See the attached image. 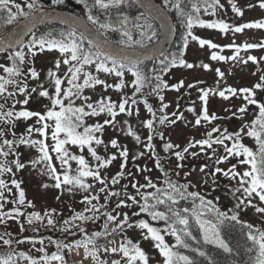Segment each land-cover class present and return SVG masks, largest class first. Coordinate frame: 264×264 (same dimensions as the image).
Returning a JSON list of instances; mask_svg holds the SVG:
<instances>
[{
	"label": "snow or ice",
	"instance_id": "1",
	"mask_svg": "<svg viewBox=\"0 0 264 264\" xmlns=\"http://www.w3.org/2000/svg\"><path fill=\"white\" fill-rule=\"evenodd\" d=\"M48 2L59 5L63 0H24L23 4L16 0H0V27L16 26L6 35L0 34V53H7L5 60L10 62L0 63L3 72L0 74V100L4 101L0 103V123L6 126L0 128V157L3 158L0 159V174L9 173L13 177L11 186L0 179V225L5 226V231L0 233V241L7 247L6 251L0 252V264H21V261L28 264H67L65 251H75L80 256L81 249L83 254L78 264H150V259L154 258L141 247L139 241L127 235L128 230L133 229L139 230L142 239L150 240L157 250L160 259L154 260V264H264V228L240 218V213L249 207L264 215V207L253 203L258 200L259 204H264V98L257 99V90L264 91V69L259 68L264 63V56L258 58L248 54L252 49H264V38L258 42L245 40L240 44L233 39L230 44L220 45L212 38L201 37L193 31L196 27L215 29L235 38L238 34L244 35L246 30H264V18L239 24L235 22L244 17L245 8L264 10V0H255L245 6H238L236 0H228L234 14L232 23L225 18H202L201 13L216 16L224 8L221 0H161V3L155 0H76L86 10V18L69 14L63 18V23L68 25L66 29L38 32L39 23L58 15L55 8L46 10ZM132 8L137 12L134 16L130 15ZM169 13L174 18L178 17L185 29L182 47L178 52L167 55L161 51L157 58L156 52L160 51L158 45L150 49L149 44L160 38L167 40L176 31V25L169 22ZM133 30L139 39L134 38ZM112 34L120 38L113 41ZM27 35H31V39L25 43L23 38ZM190 41L196 42L200 49L207 47L211 61L230 62L232 67L246 66L249 62L257 65V71L262 73L259 82L251 88H221V81L226 76L224 71L218 67L213 69L204 62L189 63L183 58ZM225 48L232 54H220ZM129 49L130 52L127 51ZM53 50L60 54L59 58L55 59L53 68H49L41 80V73L34 66L35 57ZM242 52L246 55H241ZM145 58L153 61L150 69L143 63ZM62 64L67 67L63 74H59ZM175 67H201L214 71L219 77L215 88L198 87L203 81L186 86L187 89L195 88L201 101L199 112L194 106L186 109L193 114L192 121L179 111V104L176 111L166 112L170 105L164 102L163 91L180 92L185 88L183 80L169 85L163 79ZM126 73L133 78L129 82L125 80ZM109 76L118 82L109 83L106 79ZM30 81H35V86H31ZM46 83L49 87H45ZM129 85L131 95L124 91ZM97 86H102V91L93 100ZM146 87L151 88L147 94L144 93ZM86 89L91 90V94L86 95ZM109 89L120 93V98L113 100L106 95ZM34 95L38 100L48 101L42 105V111L26 107ZM137 95H155L158 98L157 109L147 98L143 100L150 118H141ZM21 96L23 99H19ZM211 96H218L224 101L236 97L242 100V104L238 107L233 105L234 110L225 108L224 111L230 115L221 116L209 112ZM9 102L11 106L7 107ZM17 105L21 107L17 109ZM249 106L254 108L250 111ZM121 116L123 118L118 120L117 117ZM247 116H252V119L246 120ZM133 117L138 121L135 126L128 119ZM233 117L242 121L236 131L216 123ZM92 118L97 119L93 121ZM28 121L32 123L26 124L22 133L14 131L18 122ZM178 121L190 123L193 128L204 127L206 131L202 138H193L181 147L170 137L166 138L165 132L157 127V123L161 126L176 125ZM107 129L118 131L142 149L146 148L147 153L141 150L132 158L149 156L154 161V167L162 173L163 180L153 182L150 176L145 175L141 183L136 179V172H126L130 149L121 144L118 137L106 140L104 134ZM142 130H146V140L142 139ZM9 134L11 138H7ZM34 135L39 138H33ZM157 138L162 142L163 155L156 151L154 141ZM246 139L252 140L255 147L245 143ZM21 146L34 149L38 155L22 161ZM73 147L78 149L79 154L72 151ZM194 148L199 151H191ZM200 154L210 160L215 158L212 170L208 171V164L199 168L204 177H212L213 184H216L217 174L230 182L235 181L231 186V195L235 200L232 207L222 210L219 197L208 199L201 192L190 190L200 183L189 179L196 171L195 167L184 174V183L173 180L165 168V162L171 163L174 157L176 163L172 171L179 177L177 169L185 167L183 162L188 156L197 157ZM10 156L11 160L8 159ZM117 159H120L119 171L113 174L111 166ZM231 160L236 162L227 169L219 167ZM72 162H75V167ZM29 165L54 182L52 185L43 183L42 188L51 186L62 193L67 192L70 198L82 194L79 203L84 206L83 209L76 211L70 207L67 218H63V213L56 208L37 210L35 203L27 199L21 187L22 181L14 178L13 169L19 171ZM238 166L243 167L238 170ZM137 171L144 173L152 169L137 165ZM125 179L128 183L122 184ZM202 182L207 184L208 180L204 178ZM129 186L133 191H129ZM13 188L17 190L15 193ZM9 196L12 198L9 199ZM101 196L104 203H100ZM56 199L60 200V196ZM182 202L190 203L185 206ZM7 204L13 206L5 210ZM133 207L138 210L131 211ZM122 208H128L131 215L129 212L113 215L114 211ZM101 209L106 211L101 213ZM142 213L148 219L140 218ZM101 215L105 217L103 231H90L85 227ZM9 221L15 222L21 232L31 229L32 233L41 235L18 239L10 231ZM110 222L115 224L111 231ZM237 225L243 244L237 242L233 245L230 237ZM42 229L59 231L66 238L79 234V238L66 242V239L48 237L46 244ZM117 234L121 236L119 243L115 239H107ZM166 236L172 237L174 243H169ZM101 238L107 243H98ZM25 243L35 249L38 258L17 251ZM48 245H54L56 251L49 253ZM101 253L109 258H102ZM112 254L118 258H111ZM237 256H246L247 259L238 261ZM218 257H223V261Z\"/></svg>",
	"mask_w": 264,
	"mask_h": 264
},
{
	"label": "rangeland",
	"instance_id": "2",
	"mask_svg": "<svg viewBox=\"0 0 264 264\" xmlns=\"http://www.w3.org/2000/svg\"><path fill=\"white\" fill-rule=\"evenodd\" d=\"M16 2L23 4L24 0H16ZM238 6H245L249 2H255V0H236ZM221 3L224 5V8L221 9L219 15L216 16V19L225 18L229 23H232L234 14L231 11V7L228 4V0H222ZM264 18V10L260 9H247L245 8V15L242 18L236 19V23H242L247 22L251 20L261 19ZM194 33L196 35H199L201 37H209L212 38L213 42L218 43L220 45H227L232 43L233 39H235V42L237 44L242 43L243 41L247 40L248 42H258L260 39L264 38V30H246L244 35H237L235 38L232 37L231 34H222L218 30H209V29H200L197 28L194 30ZM220 54L223 55H231L232 51L229 49H224ZM251 55H255L258 58L261 56H264V49H252L249 50V53ZM58 52L53 53H42L37 56L35 59V67L38 71L41 73V80L44 79L45 73L49 68H53L55 59L59 58ZM241 55H246L244 52L241 53ZM210 56V50L205 47L204 49H200L198 44L194 41L189 42V46L187 48V61L189 63L193 64H199L200 62L208 63L211 65L213 69L220 68L222 71L226 73L225 79L221 81L220 87H226V86H232L234 88H243V87H253V85L257 82H259V77L262 74L260 71H257V65L252 64L249 62L248 65H240L238 67H232V64L230 62H217V61H211L209 59ZM65 65H61L60 73L63 74V72L66 70ZM259 68L264 69V63H261L259 65ZM231 74H228V73ZM255 73V75H253ZM0 74H3L2 70H0ZM102 78H104L103 74H101ZM109 83H116V81L113 77H107L106 78ZM133 78L130 74L126 73L125 80L126 82L131 81ZM219 79V77L216 75L214 71H206L201 67H194L192 69H188L185 67H179L172 72H170L167 76V82L169 85L175 84L179 82L180 80L184 81L185 88H182L180 92H176L174 90H164L163 95L165 97V103H168L170 107L166 109L167 113H171L173 111L177 110V104H179V111L184 112L185 117L188 121L194 120L193 114L186 111V109L190 106H194L197 110V112L200 111L201 107V101L198 99V92L195 88L193 89H187L188 84L196 83L197 81H203L204 83L198 84V87H216V81ZM31 86H35V81H30ZM45 87H49V85L46 83ZM52 91V89H49ZM102 91V86H97V89L95 90L96 94L92 95V99L96 100L98 98V95ZM127 92L128 95L132 94L131 86L129 85L128 88L124 90ZM85 94H91V90L86 89ZM106 95H110L113 100H118L120 98V93H117L113 89H109ZM262 91L257 90V99H259V96H261ZM145 97V96H144ZM19 99H23V97H19ZM3 100H0V103ZM192 101H195V104H192ZM47 100H38L35 95L33 96V99L30 100L29 104L26 106L28 109L35 110V111H42V105L47 104ZM79 104L80 102L77 101ZM157 105V103H154ZM242 104L241 99H237L236 97H232L228 101H224L218 96H211L209 98V112H215L218 115L225 116L230 115L229 113H226L224 111L225 108H233V105L240 106ZM11 106V102L7 105V107ZM17 109H19L21 106L17 105ZM159 107V102L158 106ZM254 108V106H249V110L251 111ZM234 110V108H233ZM140 116L141 118H150V116L143 110L141 107L140 109ZM123 116L117 117L118 120H121ZM130 123H133L135 126L138 124V121L133 118H128ZM246 120H251L252 116L245 117ZM96 119H93V121ZM32 121L28 122H18V127L14 129V131L17 132V134H20L24 131L26 124H30ZM216 123L222 124L224 127H227L230 131H236L239 129L242 121L237 120L236 118H230L227 120H221L217 121ZM6 126L3 123H0V128H5ZM157 127L160 128L165 132V136L170 137L171 141L176 144H180L181 147H184L187 145L188 141L195 139L202 138L204 132L206 129L204 127L200 128H193L192 124H186L184 122L178 121L176 125H164L161 126L157 124ZM210 128V126H209ZM119 138L120 143L127 145V147L130 149V158L128 161V167L125 170L136 172V179L139 180L141 183L144 182L143 177L145 175L150 176L153 182L159 183L162 181V174L154 167V161L153 159H150L149 156L140 157L139 159H133L132 156L134 153H137L138 151H145L146 153L148 150L146 148H141L139 145L135 144V141L132 140L130 137H125L122 133H119L118 131H113L111 129H107L104 138L108 140L109 138ZM146 137V130H142V139L145 140ZM7 138H11V135ZM33 138H39L37 135H34ZM50 142V141H49ZM157 144L158 150L162 151V142L159 141L157 138L155 140ZM245 143H247L249 146L255 147L254 143L250 139H246ZM19 151L23 153L21 156V160L26 162L30 157L35 158L38 154L35 152L34 149H27L21 146L19 148ZM72 151L76 154H79L78 149L75 147L72 148ZM86 151V150H85ZM110 151H112L110 149ZM191 151H199L198 148H194ZM85 154V153H84ZM87 157V154H85ZM1 158V157H0ZM3 159V158H2ZM9 160L12 159V157H8ZM214 159H209L208 156L204 154H200L197 157H191L188 156V158L183 162L185 164V167L183 169H177V171L180 172V176L176 177L175 173L172 171V168H174V165L176 163L175 158L173 157L171 159V163L165 162V168L168 170L171 174L172 179L181 178L182 182L184 183V174L188 172L191 168L195 167L196 171L192 173V176L189 177V179L193 180V182L200 181V183L197 184L194 190H197L201 193H204L210 198L219 197V206L222 207L224 210L227 208L232 207V205L235 203V200L233 196L231 195V186L235 184V181L230 182L227 178L223 177L221 174H217V181L216 184H213L212 177H204L203 173L199 172V168L201 165L208 164L209 168L208 171L212 170L214 167ZM58 163V161H55ZM235 160H231L229 162L220 164L219 167L227 169L231 163H235ZM73 167H75V162H72ZM119 165H120V159H117V161L113 162V165L111 166V172L114 174L115 172L119 171ZM137 165L139 167H147L152 169L151 172H144L140 173L137 171ZM39 167V166H38ZM243 166H238V170H240ZM15 172V178L19 181H22L21 187L24 189L26 197L28 200H32L37 210H42L44 208H59L64 207L67 204H72L73 207H76L78 211H81L83 209V205L79 203L82 194L75 195L74 198H70L69 194L67 192L62 193L61 190L55 189L53 187H49L47 189H44L41 187L43 183H47L49 185H52L54 182L46 175H40L38 170L33 169L31 165L26 167V170L24 171L27 178H24L23 173L21 170L17 171L16 169H13ZM2 179L6 181L7 174L1 175ZM10 177V174H9ZM206 178L208 180L207 184H204L202 180ZM131 179V177H129ZM10 178H7V182L10 184ZM126 183H128V180L125 179ZM17 190L13 188V193H15ZM129 191H133L129 186ZM7 195V194H6ZM60 196V200H57L56 197ZM11 197V196H10ZM103 196H101L100 203H104L102 200ZM253 203H257L259 206L264 207V204H259L258 200H254ZM7 207V205H6ZM58 212H60L57 209ZM122 212V210L117 211L115 215H119ZM88 215V213H85ZM122 218V217H121ZM241 220L253 223L255 226L264 228V215L256 213L254 209L251 207L247 208L246 211H243L240 213ZM135 219V218H134ZM78 223V222H77ZM80 223V222H79ZM92 223L89 221L87 224ZM115 226L114 223L110 224L109 231ZM127 234L134 239L135 241H139L141 247L150 255V257H153L154 260H159L160 257L158 255L157 250H155L152 246V242L145 241L141 237V233L139 230L133 229L128 230ZM110 237V236H109ZM121 236L118 234L115 240L117 243L119 242V238ZM103 239V238H102ZM165 239L169 243H173V238L166 236ZM113 245H109L111 247ZM81 252L83 253V250L81 249ZM80 252V253H81ZM82 253L80 257H82ZM74 261L77 262V257H79L76 252H72ZM102 258H109L105 256L103 253H101ZM111 258H118L114 254H112ZM154 260L150 259V264H154ZM28 264V262H26ZM87 264V262H86Z\"/></svg>",
	"mask_w": 264,
	"mask_h": 264
},
{
	"label": "trees",
	"instance_id": "3",
	"mask_svg": "<svg viewBox=\"0 0 264 264\" xmlns=\"http://www.w3.org/2000/svg\"><path fill=\"white\" fill-rule=\"evenodd\" d=\"M157 3H161V0H155ZM41 2H46V0H41ZM53 8H55V10H58V11H65V12H69V13H72V14H77V15H83V16H85V18H86V10L83 8V5H79V4H77V2H76V0H63V3L62 4H59V5H57V4H54V3H51V2H48L47 3V8L46 9H53ZM130 11V15H136L137 14V12H136V9L135 8H132V9H130L129 10ZM220 11L221 10H219V12L217 13V15H219V13H220ZM170 15H171V18H172V23L174 24V25H176V31H175V33L173 34V38H172V41H171V43H170V45H169V47L167 48V50L165 51V52H163L165 55H167L168 53H174V52H178L180 49H181V47H182V43H183V35H184V33H185V29H184V27L179 23V18L178 17H176V18H174V16H173V14L172 13H169ZM201 15H202V18L203 19H206V20H212V19H216V16H208V15H205V14H203V13H201ZM15 27V25H7V26H3V27H0V34H7L8 32H10L13 28ZM68 26L66 25H64V24H60V23H56V22H48V23H43V24H41V25H39V26H37V31L38 32H44V31H48V30H50V29H54V30H56L57 32L58 31H60V30H62V29H66ZM197 28H199V27H196V28H194L193 29V31L195 30V29H197ZM201 29V28H200ZM133 32H134V38H136V39H139V36H138V34L135 32V30H133ZM120 37L118 36V35H116V34H112V36H111V39L113 40V41H115V40H117V39H119ZM31 39V35H28L27 36V39H25L26 41H25V43H27L29 40ZM158 41H152L150 44H149V47L150 46H153L154 44H156ZM85 44H86V46H87V41H85ZM116 47H122V46H116ZM11 51V50H10ZM25 51H27L26 49H25ZM48 52H50V53H53V52H57V51H55V50H53V51H45V52H43V53H48ZM42 54V53H41ZM6 55H7V53H0V63H10V62H7L6 60H5V57H6ZM39 55V54H38ZM37 55V56H38ZM185 55H186V51H185V53H184V56H183V58L185 59ZM37 56L35 57V59L37 58ZM160 56V55H159ZM159 56H157V58L159 57ZM143 63H144V65H146L149 69L153 66V61H150V60H143ZM163 79L165 80L166 79V76H164L163 77ZM151 91V88L150 87H146L145 89H144V93L145 94H147V93H149ZM145 96V97H144ZM156 96L155 95H137V99L139 100V99H141V98H148V100L150 101L151 99H153V100H151L149 103L150 104H152V102L153 101H155V103H157L156 102V98H155ZM155 98V99H154ZM261 98H264V91H262V94H261V96H259V99H261ZM155 106H157V105H155ZM155 106H153V108L155 109L156 107ZM156 151L158 152V153H160V154H162V151L161 150H158V148H157V145H156ZM163 155V154H162ZM0 159H2V157L0 158ZM26 170V168L25 169H23V170H21L22 171V173H23V177L24 178H27L26 177V175L27 174H25L24 173V171ZM159 171V170H158ZM160 172V171H159ZM161 173V172H160ZM7 174V176H6V182H7V178H10V180L13 178L12 177V174H10V177H9V173H6ZM162 174V173H161ZM1 175H3V174H0V179H2V176ZM177 177V176H176ZM15 178V177H14ZM16 179V178H15ZM162 180H163V175H162V178H161ZM173 180H179V182L180 183H183L182 182V179L181 178H176V179H173ZM23 183V182H22ZM121 183L122 184H126V181H124V180H122L121 181ZM99 186L97 185V188H98ZM119 186H117V188H118ZM190 190H192V191H197V190H194L193 188L192 189H190ZM7 194V193H6ZM202 194H204V193H202ZM205 195V194H204ZM206 197L208 198V199H212V198H210V197H208L207 195H206ZM12 197H10L9 196V199H11ZM113 199H115V198H113ZM102 200H103V198H102ZM104 201V200H103ZM95 203V202H94ZM182 203H184L185 204V206H187V204L188 203H190V202H182ZM13 205L12 204H7V207L5 208V210H7V209H10L11 207H12ZM70 207H73L72 206V204H67L66 206H64V207H59V208H57L60 212H62L63 213V218H67L69 215H70V213H69V208ZM50 208V207H49ZM75 208V210L76 211H78L77 210V208L76 207H74ZM221 209L222 210H224L222 207H221ZM120 210H122V212H129V209L128 208H122V209H120ZM120 210H118V211H120ZM138 209L137 208H135V207H133L132 208V210L131 211H137ZM29 211H31V209H29ZM101 211V213H103V212H105L106 211V209H101L100 210ZM117 211H114L113 212V215H115V213H116ZM129 214L131 215V212H129ZM88 215H90V213H88ZM98 215H100V214H98ZM140 218H145V219H148V217L145 215V214H141V217ZM104 219H105V217L104 216H100V218L99 219H97L94 223L92 222V223H90V224H85V227L87 228V229H89L90 231H103V225H104ZM78 223H79V221H77ZM154 223V222H153ZM9 224L11 225V228H10V231L13 233V235L14 236H16V238H18V239H25V238H30V237H33V236H37V237H39L41 234H36V233H32V231H31V229H29L27 232H21L20 231V229H19V227L15 224V222H13V221H9ZM5 231V226L4 225H0V233H3ZM118 235V234H117ZM117 235H115L114 237L113 236H110V237H108L107 239L108 240H111V239H115V237H117ZM128 235V234H127ZM129 236V235H128ZM48 237H51L53 240H59V239H66V242H68V241H74L75 239H78L79 238V234L77 235V236H68L67 238L63 235V234H61L59 231H55V230H52V229H48V230H43L42 229V238H44L45 239V243L47 244V239H48ZM130 237V236H129ZM7 238V237H6ZM131 238V237H130ZM231 241H232V244L233 245H236L237 244V242H239V243H241V244H243V240H242V236H241V232H240V228H239V225H237L236 226V228L235 229H233L232 230V232H231ZM120 239H121V237L119 238V241H120ZM134 240V239H133ZM135 241V240H134ZM98 243H100V244H106L107 243V240H105L104 238L102 239H100L99 241H98ZM119 243V242H118ZM173 243H174V240H173ZM14 247H15V245H14ZM37 247H39V245H37ZM143 248V247H142ZM7 250V247L6 246H4L3 244H2V241H0V252H4V251H6ZM47 250H48V252L49 253H51V252H54V251H56V249H55V246L54 245H48V248H47ZM17 251H23V252H26V253H28L29 255H32V256H35V257H37L38 258V256H39V254L35 251V249L34 248H32L31 247V245L30 244H27V243H25V244H23V245H20L18 248H17ZM72 252L71 253H69V252H67V251H65V258H66V261H67V264H78V262H74V260H73V258H72ZM219 259H221V261H223V257H218ZM247 259V257L246 256H244V257H241V256H237L236 257V260H238V261H240V260H246ZM21 264H23V261H21Z\"/></svg>",
	"mask_w": 264,
	"mask_h": 264
},
{
	"label": "water",
	"instance_id": "4",
	"mask_svg": "<svg viewBox=\"0 0 264 264\" xmlns=\"http://www.w3.org/2000/svg\"><path fill=\"white\" fill-rule=\"evenodd\" d=\"M56 12H57V11H56ZM57 13H58V15L48 17V18H46L42 23H46V22H58V23H63V18L69 15V13H62V12H57ZM169 22H170V23L172 22L170 16H169ZM42 23H39V24H42ZM39 24H38V25H39ZM63 24H64V23H63ZM65 25H66V24H65ZM25 38H26V36H24L23 39L25 40ZM90 38H91V37H90ZM171 39H172V35L169 36L167 40L161 38L160 43L157 44L158 47H159V49H160V51H157L156 54H160L161 51H164V50L168 47V45H169ZM152 48H153V47H152ZM150 49H151V48H150ZM127 51L130 52L131 50H127ZM140 51H144V50H140Z\"/></svg>",
	"mask_w": 264,
	"mask_h": 264
},
{
	"label": "bare ground",
	"instance_id": "5",
	"mask_svg": "<svg viewBox=\"0 0 264 264\" xmlns=\"http://www.w3.org/2000/svg\"><path fill=\"white\" fill-rule=\"evenodd\" d=\"M173 24V23H172ZM77 259H78V257H77ZM54 264H55V262H54Z\"/></svg>",
	"mask_w": 264,
	"mask_h": 264
}]
</instances>
